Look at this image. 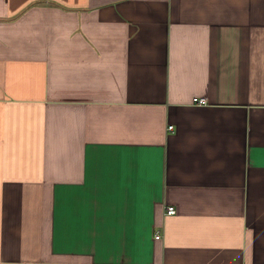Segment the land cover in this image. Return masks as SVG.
Returning <instances> with one entry per match:
<instances>
[{
	"label": "crops",
	"instance_id": "0c3cea01",
	"mask_svg": "<svg viewBox=\"0 0 264 264\" xmlns=\"http://www.w3.org/2000/svg\"><path fill=\"white\" fill-rule=\"evenodd\" d=\"M0 264H264V0H0Z\"/></svg>",
	"mask_w": 264,
	"mask_h": 264
},
{
	"label": "built area",
	"instance_id": "2783aa9c",
	"mask_svg": "<svg viewBox=\"0 0 264 264\" xmlns=\"http://www.w3.org/2000/svg\"><path fill=\"white\" fill-rule=\"evenodd\" d=\"M193 101L196 102V103H205V102H206V99H205L204 97H197V96H195V97H193ZM167 128H168V129H172L173 126H172V125H168ZM175 211H176V209H175V207H174L173 205H167V206L165 207V212H166L167 214L174 213ZM159 236H160L159 233H156V234H155V237H159Z\"/></svg>",
	"mask_w": 264,
	"mask_h": 264
}]
</instances>
